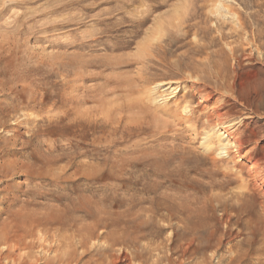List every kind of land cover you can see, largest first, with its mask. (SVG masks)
Returning <instances> with one entry per match:
<instances>
[{
  "label": "rangeland",
  "instance_id": "rangeland-1",
  "mask_svg": "<svg viewBox=\"0 0 264 264\" xmlns=\"http://www.w3.org/2000/svg\"><path fill=\"white\" fill-rule=\"evenodd\" d=\"M230 3L249 20V32L257 24L264 29V0L0 5V238L14 244L11 256L0 254V264H60L58 249L71 255L64 264H95L100 258L105 264H166L171 257L181 264H264V195L255 187L264 190V60L233 33L238 25ZM158 38L166 40L155 44ZM163 45L170 48L160 55L164 60L158 56L156 64L151 57L155 62L147 65L145 55L153 49L163 54ZM195 50L202 53L193 56ZM212 53V61L225 69L223 80L199 85L194 70L181 72L180 65L204 64ZM161 81L182 86L172 93L156 88ZM137 89L149 94L146 104ZM232 94L239 98L235 105ZM184 103L192 105V114H184ZM177 107L183 120L173 118ZM210 114L213 122L206 120ZM185 115L198 120L186 121ZM230 121L243 123L235 133L243 146L224 163L219 152L205 150L202 139L206 132H224ZM255 170L253 182L248 174ZM185 221L203 223L196 231L210 240L197 252L189 234L194 225ZM79 234L88 240L85 250ZM19 240L25 249L17 247ZM105 245L111 248L105 251Z\"/></svg>",
  "mask_w": 264,
  "mask_h": 264
},
{
  "label": "bare ground",
  "instance_id": "bare-ground-1",
  "mask_svg": "<svg viewBox=\"0 0 264 264\" xmlns=\"http://www.w3.org/2000/svg\"><path fill=\"white\" fill-rule=\"evenodd\" d=\"M1 2V6H5V4H6V2L8 1V0H0ZM128 1V0H127ZM225 1V0H224ZM190 2V1H189ZM192 2V1H191ZM214 3H215V1H214ZM226 3V2H225ZM191 4V3H190ZM213 4V3H212ZM204 6V5H203ZM204 7H206V5L204 6ZM203 7V8H204ZM208 8V7H207ZM210 8V7H209ZM13 9V8H12ZM184 9H186V8H184ZM227 9H228V11H231L232 10V12H233V15H234V17H237L235 20H236V24L238 25L235 29H234V31H233V33H235L237 36H240V38L239 39H241V37H245V41H246V43L248 44V45H251L252 47H254L255 49V52L258 54V55H261L262 57H263V60H264V29L259 25V24H257L258 25V27L256 28V29H254V31H251V32H249V27H251L250 25H249V20L247 19H245V17H243L241 14H239V13H237L236 12V9H234V7L231 5V3L228 5V7H227ZM146 10H147V8H146ZM149 10V9H148ZM200 10V9H199ZM203 11V10H202ZM150 12V11H149ZM196 12H198L197 10H196ZM193 13V12H192ZM9 14V13H8ZM149 14V13H148ZM259 14V13H258ZM191 15V14H190ZM189 15V16H190ZM194 15V14H193ZM205 15V14H204ZM250 16L251 15H254V14H249ZM257 14H255V16H256ZM196 16V15H195ZM247 16V15H246ZM260 16V15H259ZM179 17V16H178ZM178 17H177V20H178ZM31 18V17H30ZM179 18H181V17H179ZM187 18V17H186ZM190 18L191 17H189L188 19L190 20ZM194 18H196V17H194ZM226 18V17H225ZM14 19V18H13ZM133 19V18H132ZM141 19V18H140ZM182 19H184V18H182ZM182 19H181V21H182ZM193 19V18H192ZM11 20V19H10ZM159 20V19H158ZM224 20V19H223ZM222 20V21H223ZM230 20V19H229ZM232 20V19H231ZM234 20V19H233ZM255 20H257V19H255ZM6 22V21H5ZM160 22H161V20H160ZM180 22V21H179ZM224 22V21H223ZM233 21H231V23H232ZM259 22H261L260 20H259ZM4 23V22H3ZM24 23V22H23ZM167 23V22H166ZM205 23V22H204ZM211 23V22H210ZM9 24V23H8ZM188 24V23H187ZM191 24V23H190ZM254 24V23H253ZM223 25V24H222ZM161 26H163V25H161ZM171 25H168V27H170ZM193 26V25H192ZM225 26V25H224ZM230 26V25H229ZM167 27V28H168ZM173 27V26H172ZM184 27V26H183ZM195 27V26H194ZM235 27V26H234ZM28 28V27H27ZM180 28H181V26H180ZM185 28V27H184ZM184 28H181V29H184ZM190 28V27H189ZM207 28V27H206ZM91 29V28H90ZM142 29V28H141ZM160 29L161 28H159L158 30L160 31ZM162 29H164V28H162ZM170 29V28H169ZM173 29H175L174 27H173ZM203 29H205V28H203ZM215 29V28H214ZM31 30V29H30ZM43 30V29H42ZM93 30V29H92ZM186 30V29H185ZM60 31V30H59ZM155 31V30H154ZM165 31V30H164ZM163 31V32H164ZM167 31V30H166ZM48 32V31H47ZM161 32V31H160ZM160 32H158V34H160ZM209 32V31H208ZM45 33V32H44ZM154 35L156 34V33H153ZM168 34H171L172 35V33H168ZM223 34H225V33H223ZM163 34H160V36H162ZM165 35V34H164ZM163 35V36H164ZM167 35V34H166ZM193 35V34H192ZM197 35V34H196ZM204 35V34H203ZM230 35V34H229ZM26 36V35H25ZM147 36H149V34L147 35ZM157 36V35H156ZM159 36V37H160ZM162 36V37H163ZM168 36V35H167ZM202 36V35H201ZM235 36V35H234ZM237 36H235V37H237ZM155 37V36H154ZM158 37V36H157ZM161 37V38H162ZM172 37H174V36H172ZM195 37V36H194ZM212 37V36H211ZM225 37H226V35H225ZM229 37V36H228ZM227 37V38H228ZM231 37V36H230ZM151 39V38H150ZM159 39V41L158 42H156L155 40V44L157 43H160L163 39H165V38H163V39H161V41H160V38H158ZM173 39V38H172ZM226 39V38H225ZM239 39L238 40H235V41H239ZM5 40V39H4ZM71 40V39H70ZM166 40V39H165ZM174 41H175V38L173 39ZM212 40V39H211ZM149 41V40H148ZM153 41V39L152 40H150L149 41V43L148 42H146V43H148L149 45H152V43L154 42ZM173 41V42H174ZM231 41V40H230ZM245 41L243 42V40L241 41L243 44L245 43ZM150 42H152V43H150ZM163 42V41H162ZM161 42V43H162ZM165 42V41H164ZM172 42V43H173ZM177 42V41H176ZM212 42V41H211ZM240 42V41H239ZM160 43V44H161ZM169 43V42H168ZM233 43H235V42H233ZM167 44V43H166ZM188 44V43H187ZM186 44V45H187ZM190 44V43H189ZM196 44V43H195ZM197 44H198V41H197ZM232 44V43H231ZM236 44H237V42H236ZM146 45V44H145ZM154 45V44H153ZM162 45V44H161ZM160 45V46H161ZM191 45V44H190ZM199 45V44H198ZM204 44H202V46H203ZM210 45V44H209ZM229 45V44H228ZM156 46V45H155ZM159 46V47H160ZM164 46V45H163ZM172 45H170V47H171ZM193 46V45H192ZM8 47V46H7ZM141 47V46H140ZM146 47H148V45L146 46ZM154 47V46H153ZM158 46L156 47L157 49L159 48ZM165 47V46H164ZM169 47V46H168ZM195 47V46H194ZM210 47V46H209ZM233 47V46H232ZM236 47V46H235ZM246 47V46H245ZM192 48V47H191ZM190 48V49H191ZM197 48V47H196ZM195 48V49H196ZM228 48V47H227ZM239 48V47H238ZM247 48H248V46H247ZM139 49V48H138ZM149 49H151L152 50V48H149ZM160 49V48H159ZM166 47L164 48V49H162V52H163V54L161 53V49L160 50H157V52H155L154 51V49H153V51H150L151 53H149V50L147 51V49L146 48H144V51L146 50V52L147 53H149V54H147V55H145L146 54V52H142L141 54H143V55H145V57H146V64L147 65H150V63H152V62H155V61H152V60H155L156 58H159L158 56H160V55H166V54H164V51L166 52L167 50H170V48L169 49H166ZM189 48H188V50H190ZM193 49V48H192ZM191 49V50H192ZM164 50V51H163ZM190 50V51H191ZM237 49L236 48H234L233 47V49L231 50V52H232V54H234L235 53V51H236ZM211 51V50H210ZM222 51V50H221ZM242 51V50H241ZM169 52V51H168ZM214 52H215V50H214ZM252 52V51H251ZM41 53V52H40ZM139 53V52H138ZM167 53V52H166ZM193 53V56H196V55H199V54H201L202 53V50H195V51H193L192 52ZM243 53V52H242ZM44 54V53H43ZM140 54V53H139ZM168 54V53H167ZM178 54V53H177ZM207 54V53H206ZM239 54V53H238ZM238 54H237V56H238ZM246 54V53H245ZM148 56V57H147ZM206 56V55H205ZM144 57V58H145ZM153 59H152V58ZM167 57V56H166ZM190 57V56H189ZM202 57V56H201ZM207 57V56H206ZM213 57H214V55H213V53L212 54H209L208 55V57L206 58V61L204 62V64L203 63H200L199 61H197V62H194V61H190L189 63H186V64H182V65H180V69H181V72L182 71H185V70H189L190 68L192 69V70H194V71H192V72H194L195 74H197V76L195 77V79L193 80V81H197L198 82V84L200 85V84H205V83H211V81H215L214 83L216 84V82L218 83V80H220V76H221V73H222V71L223 70H225V69H223L222 70V67H220V65L219 64H217V63H215V62H213L212 61V59H213ZM231 57V56H230ZM260 57V56H259ZM142 58V57H141ZM164 58H165V56L163 57V56H160V59H163L164 60ZM168 58V57H167ZM166 58V59H167ZM187 58H188V55H187ZM197 58V57H196ZM143 59V58H142ZM152 59V60H151ZM231 59V58H230ZM235 59V61L237 60L236 58H234ZM52 60V59H51ZM84 60V59H83ZM144 60V59H143ZM142 60V61H143ZM162 60V61H163ZM168 60V59H167ZM203 60H205V58L203 59ZM233 60V59H232ZM250 60V59H249ZM171 61V60H170ZM181 61V60H180ZM234 61V60H233ZM160 61H158V63H159ZM172 62H174V61H172ZM171 62V63H172ZM176 62V61H175ZM182 63H183V61H181ZM187 62V61H186ZM236 62H238V61H236ZM251 62V61H250ZM135 63V62H134ZM178 63V62H177ZM43 64V63H42ZM50 64H52V63H50ZM155 64V63H154ZM156 64H157V59H156ZM165 64H167V63H165ZM170 64V63H169ZM200 64H203V65H200ZM237 64V63H236ZM243 64H245V63H243ZM251 64V63H250ZM47 65V64H46ZM53 65H54V62H53ZM147 65H145V67L147 66ZM162 65V64H161ZM174 65H176V63L174 64ZM179 65V64H178ZM178 65H176V66H178ZM233 65V64H232ZM240 65V64H239ZM44 66V65H43ZM50 66V65H49ZM176 66H175V68H176ZM202 66V69H200L199 67H201ZM142 67H144V66H142ZM169 67V66H168ZM148 68H150L151 69V67H148ZM170 68V67H169ZM238 68V67H237ZM147 68H145V70H146ZM233 69H235V68H233ZM60 70V69H59ZM171 70H173V69H171ZM143 72V71H142ZM142 72H141V74H142ZM150 72V71H149ZM149 72H147V73H149ZM174 72V71H173ZM232 72V71H231ZM84 73V72H83ZM139 73H140V71H139ZM145 73V72H144ZM144 73H143V75H144ZM185 72H183V74H184ZM187 73V72H186ZM232 75H233V72L231 73ZM175 75V74H174ZM190 75V77L191 78H193V75H191V73L189 74ZM167 76V75H166ZM184 76V75H183ZM142 77V76H141ZM140 77V78H141ZM145 76H143V78H144ZM151 77H152V75H151ZM172 77V76H171ZM185 77H186V75H185ZM114 78V77H113ZM139 78V79H140ZM149 78V77H148ZM169 78V77H168ZM174 78V77H173ZM223 78V77H222ZM221 78V79H222ZM126 79V78H125ZM145 79H146V77H145ZM150 79V78H149ZM149 79H148V83L149 82H151V81H149ZM181 79V78H180ZM185 79V78H184ZM187 79V78H186ZM189 79V78H188ZM123 80V79H122ZM141 80V79H140ZM143 80V79H142ZM141 80V81H142ZM152 80V79H151ZM223 80V79H222ZM127 81L128 80H126V83H127ZM166 81H168V80H166ZM171 81V80H170ZM174 81V80H173ZM107 82H109V81H107ZM128 82H130V81H128ZM138 82H140L139 80H138ZM146 82V81H145ZM178 83H179V81H177ZM177 82L175 81V82H159V83H157V86H156V88L158 87H162V89H163V87L165 86V88L167 87L168 89H171V92L172 93H177V92H179V90H178V88H179V86L181 85H177V87H175L174 88V86L177 84ZM183 82V81H182ZM196 82V83H197ZM110 83V82H109ZM136 83H137V81H136ZM152 83V82H151ZM112 84V83H111ZM131 84V83H130ZM145 84H147V83H145ZM145 84L143 85L145 88H146V86H145ZM155 84V83H154ZM183 84V83H182ZM68 85V84H67ZM106 85V84H105ZM152 85H153V83H152ZM156 85V84H155ZM172 85H174L173 87H172ZM194 85V84H193ZM197 85V84H196ZM195 85V86H196ZM202 85V86H203ZM223 85V84H222ZM147 86H149V84H147ZM151 86V85H150ZM169 86V87H168ZM182 86V85H181ZM180 86V87H181ZM33 87V86H32ZM187 87V86H186ZM199 87V86H198ZM219 87V86H218ZM76 88V87H75ZM152 88V87H151ZM150 88V89H151ZM155 88V89H156ZM157 88V89H158ZM183 88V87H182ZM202 88H205V87H202ZM220 88H221V86H220ZM139 89H141V88H139ZM139 89H137L138 91L136 92L137 94H138V92H139ZM162 89H160V90H158V91H160L161 92V90ZM219 89V88H218ZM81 90V89H80ZM79 90V91H80ZM148 90H149V88H148ZM164 90V89H163ZM190 90V89H189ZM188 90V91H189ZM224 90V89H223ZM84 91V90H83ZM142 91H144L143 89H142ZM199 91V90H198ZM214 91V90H213ZM162 92H164V91H162ZM190 92V91H189ZM119 93V92H118ZM140 93H142V92H140ZM139 93V94H140ZM155 93V92H154ZM167 93H169V92H167ZM171 93V94H172ZM181 93V92H180ZM188 93V92H187ZM192 93V92H191ZM139 94H138V96H139ZM160 94V93H159ZM161 94H163V93H161ZM160 94V95H161ZM186 94V93H185ZM134 95V94H133ZM141 96H143V100L145 101V104H146V98H147V96L149 95H143V94H140ZM173 95V94H172ZM184 95V94H183ZM188 95V94H187ZM209 95V94H208ZM233 95V94H232ZM85 96V95H84ZM90 96V95H89ZM106 96V95H105ZM144 96H146V97H144ZM170 96V95H169ZM185 96V95H184ZM190 96H192V95H190ZM234 96V95H233ZM80 97V96H79ZM111 97V96H110ZM155 97V96H154ZM187 97V96H186ZM75 98H76V96H75ZM106 98V97H105ZM115 98V97H114ZM121 98V97H120ZM140 98H142V97H140ZM151 98V97H150ZM150 98H148L147 100H149ZM189 98V97H188ZM152 100H153V98H151ZM155 99H156V97H155ZM234 103H232V105H235V103H238V100H239V98L237 97V96H234ZM70 100V99H69ZM115 100H117V98L115 99ZM120 100V99H119ZM74 101H76V100H74ZM141 101H142V99H141ZM154 101V100H153ZM152 101V102H153ZM185 101V100H184ZM186 101H187V99H186ZM185 101V102H186ZM190 101V100H189ZM83 102V101H82ZM108 101H106V103H107ZM118 102V101H117ZM116 102V103H117ZM120 102V101H119ZM136 102H137V100H136ZM140 102V101H139ZM150 102V101H149ZM133 103V102H132ZM151 103V102H150ZM156 103V102H155ZM189 103V102H188ZM208 103V102H207ZM63 104H64V102H63ZM123 104V103H122ZM121 104V105H122ZM143 104H144V102H143ZM148 104V103H147ZM181 104V103H180ZM179 104V106L181 107L182 105H183V103H182V105H180ZM187 104V103H186ZM185 103H184V107H183V109H182V111L184 112V114H186V115H189L191 112L189 111V110H191L190 109V107L192 106H187ZM191 104V103H190ZM240 104V103H239ZM103 105V104H102ZM130 105V104H129ZM140 105V104H139ZM152 105H154V103L152 104ZM151 105V106H152ZM175 105H176V103H175ZM113 106V105H112ZM145 106V105H144ZM148 106H150V105H148ZM150 106V108H153V107H151ZM227 106V105H226ZM225 106V107H226ZM125 107V106H124ZM140 107H141V105H140ZM167 107V106H166ZM180 107H177V109L175 110L176 111V113H175V111L173 112V114H174V116L175 117H173V118H175L176 119V117L179 115V114H177L178 113V110H179V112H180V114L182 113V111H180ZM107 108V107H106ZM132 108V107H131ZM175 108V107H174ZM179 108V109H178ZM223 108V107H222ZM254 108V107H253ZM76 109V108H75ZM95 109V108H94ZM102 109V108H101ZM129 109V108H128ZM139 109V108H138ZM214 109V108H213ZM251 110V109H250ZM67 111V110H66ZM105 111V110H104ZM133 111V110H132ZM149 111V110H148ZM153 111H154V108H153ZM192 111V110H191ZM219 111V110H218ZM157 112V111H156ZM155 112V113H156ZM162 112V111H161ZM167 112V111H166ZM165 112V113H166ZM71 113V112H70ZM99 113H100V110H99ZM103 113V112H102ZM148 113V112H147ZM170 113V112H169ZM168 113V114H169ZM46 114V113H45ZM48 114V113H47ZM55 114V113H54ZM60 114V113H59ZM143 114V113H142ZM192 114V113H191ZM229 114V113H228ZM28 115V114H27ZM53 115V114H52ZM64 115V114H63ZM81 115V114H80ZM94 115V114H93ZM156 115V114H155ZM154 115V116H155ZM161 115H163V114H161ZM170 115V114H169ZM185 115V116H186ZM212 114H210V116H208V117H206L207 119L206 120H208V122L211 120V119H213V115L211 116ZM220 115H221V113H220ZM29 116V115H28ZM38 116V115H37ZM181 116L182 115H180V116H178V118L180 117L181 118ZM185 116H184V119L186 120V121H190V120H194L195 118H190V117H188L187 118V116H186V118H185ZM194 116V115H193ZM218 116V115H217ZM33 117V116H32ZM41 117V116H40ZM86 117H88V116H86ZM145 117V116H144ZM199 117V116H198ZM212 117V118H211ZM55 118V117H54ZM84 118V117H83ZM82 118V119H83ZM91 118V117H90ZM103 118H105V117H103ZM107 118V117H106ZM121 118V117H120ZM125 118V117H124ZM201 118V117H200ZM199 118V119H200ZM132 119V118H131ZM157 119V118H156ZM161 119V118H160ZM182 120H183V117L181 118ZM216 119V118H215ZM33 120V119H32ZM59 120V119H58ZM196 120V119H195ZM197 120H198V118H197ZM196 120V121H197ZM201 120V119H200ZM219 120V119H218ZM16 121V120H15ZM21 121V120H20ZM49 121V120H48ZM57 121V120H56ZM110 121V120H109ZM132 121H134V120H132ZM137 121V120H136ZM177 121V120H176ZM178 121H180L179 123H177V124H181L183 121H181L180 119L178 120ZM212 122H213V120H211ZM74 122V121H73ZM107 122V121H106ZM105 122V123H106ZM155 122V121H154ZM193 122V121H192ZM195 122V121H194ZM205 122H207V121H205ZM212 122H210V123H212ZM157 123V122H156ZM209 123V124H210ZM222 123V122H221ZM228 123V122H227ZM183 124V123H182ZM189 124V123H188ZM214 124V123H213ZM216 124V123H215ZM241 124H243L241 121H230L228 124H224V129H226V130H224V132H222V130H217L216 132H213V134H209V132H206L205 134H204V138L202 139V141H203V143H202V146L205 148V150H207V152L209 153V154H215V152H219V153H217V154H221V156L223 157L222 158V160H221V162H224V161H226V159H229V158H231V160L232 159H234V158H232V157H234V156H232L231 155V151H233V149H236V150H238L237 148H239V149H241L240 147H242L243 146V141H242V139L241 138H239V137H236L235 136V133H237V131H238V133L240 132V128H238V127H236V126H238V125H241ZM116 125V124H115ZM207 125V124H206ZM211 125V124H210ZM154 126V125H153ZM193 126V125H192ZM191 126V127H192ZM127 127V126H126ZM194 127H196L195 125H194ZM212 127V126H211ZM31 128V127H30ZM127 128H129V127H127ZM198 127H196V128H192L193 129V132H194V129H197ZM210 128V127H209ZM124 129V128H123ZM208 129V128H207ZM210 129H212V130H214L215 129V125H214V128H210ZM234 129V130H233ZM34 131V130H33ZM107 131V130H106ZM197 132H198V130H196ZM10 132V131H9ZM196 132V133H197ZM33 133V132H32ZM84 133V132H83ZM110 133V132H109ZM227 133V135H225ZM162 134V133H161ZM197 134H199V132L197 133ZM196 134V135H197ZM215 134H216V136H215ZM120 135V134H119ZM129 135V134H128ZM1 136V135H0ZM99 136V135H98ZM171 136V135H170ZM195 136V135H194ZM42 137V136H41ZM97 137V136H96ZM175 137V136H174ZM70 138V137H69ZM177 138V137H176ZM97 139V138H96ZM100 139V138H99ZM108 139V138H107ZM78 140V139H77ZM81 140V139H80ZM144 140V139H143ZM142 140V141H143ZM68 141V140H67ZM70 141H72V140H70ZM49 142V141H48ZM75 142V141H74ZM93 142V141H92ZM164 142V141H163ZM154 143V142H153ZM152 143V144H153ZM257 143V142H256ZM52 144V143H51ZM57 144V143H56ZM102 145V144H101ZM100 145V146H101ZM124 145H126V144H124ZM105 146V145H104ZM108 146V145H107ZM121 146V145H120ZM131 147V146H130ZM116 148V147H115ZM3 149V148H2ZM196 149V148H195ZM254 149V148H253ZM31 150H32V148H31ZM126 150V149H125ZM22 151V150H21ZM123 151V150H122ZM243 152V151H242ZM120 153V152H119ZM246 153V152H245ZM113 154V153H112ZM116 154V153H115ZM223 155H225V156H223ZM241 155V154H240ZM220 157V156H219ZM242 157H244V155L242 156ZM213 160H215L214 159V157H211ZM87 160V159H86ZM12 161V160H11ZM69 161V160H68ZM182 161V160H181ZM213 162V161H212ZM7 163V162H6ZM27 163V162H26ZM225 163V162H224ZM11 164V163H10ZM29 164V163H28ZM80 164V163H79ZM30 165V164H29ZM215 166V165H214ZM51 168V167H50ZM62 168V167H61ZM236 168V167H235ZM252 169V168H251ZM44 170V169H43ZM241 170V169H240ZM248 170V169H247ZM250 170V169H249ZM126 171V170H125ZM222 171V170H221ZM241 171H243V170H241ZM237 172V171H236ZM250 172V171H249ZM240 173V172H239ZM225 174V173H224ZM243 174V173H242ZM223 175V174H222ZM146 176V175H145ZM248 176H249V178H251V180L253 181V182H255L256 181V178L258 177V171L257 170H255L254 172H250L249 174H248ZM181 177V176H180ZM242 177H244V176H242ZM241 177V178H242ZM261 177V176H260ZM194 178V177H193ZM227 178V177H226ZM240 178V179H241ZM262 178V177H261ZM262 181H261V184H263L264 183V179H261ZM88 185V184H87ZM188 186V185H187ZM247 187H248V184L246 185ZM254 186H255V183H254ZM257 189H256V191L258 190V192H260L261 194H263L264 195V190L260 187V185H258V187H257V185L255 186ZM253 188V187H252ZM182 189V188H181ZM230 189H232V188H230ZM237 189H238V187H237ZM246 189V188H245ZM255 189V188H254ZM252 193V192H251ZM243 194V193H242ZM245 194V193H244ZM259 194V193H258ZM240 195V194H239ZM246 195V194H245ZM249 195V194H248ZM150 198V197H149ZM240 202V201H239ZM191 212V211H190ZM192 213V212H191ZM256 215V214H255ZM190 219V218H189ZM195 219V218H194ZM193 220V219H192ZM198 220V219H197ZM189 221V220H188ZM188 221H185V226H187V227H189L192 223H190V222H188ZM219 222V221H218ZM198 223V222H197ZM192 224V225H194V226H192L191 228H189V230H191V233H189V234H192L191 235V241H192V243H191V245L193 246V248L192 249H194V251H198L199 250V244L201 243V242H205V243H209L208 241H210V240H208L207 242H206V239L207 238H205V235L204 236H201V235H198V232L196 231V229H198L199 227H204V225H203V223H200V224ZM179 224V223H178ZM182 224V223H181ZM183 224V225H184ZM209 225V224H208ZM98 226V224L97 225H95L94 227H97ZM212 230V229H211ZM168 231V230H167ZM208 231V230H207ZM208 233V232H207ZM86 235L87 234H89V237L90 238H92V237H94L95 236V234L94 233H92V232H87V233H85ZM174 234V233H173ZM211 234H213V233H211ZM171 235V234H170ZM27 236H25L24 238H26ZM48 237V236H47ZM78 237H79V244H80V247L82 248V249H87V245H88V240H87V238H84V236L83 235H78ZM59 238H61V240H60V244H62V245H66V241L68 240V239H66L65 238V236H63V235H60L59 236ZM193 238V239H192ZM70 239V238H69ZM42 240V239H41ZM55 240V239H54ZM13 241H11V240H8V239H3V240H1V238H0V246L2 245V244H4V245H6L7 246V248H8V252H4V253H2V251H0V254L2 255V256H5V257H9V256H11V253H12V251H11V249H12V247L14 246V244L12 245L11 243H12ZM18 243L19 244H17L18 246V248L19 249H25L26 248V244H24L23 242V244L21 243V240H19L18 241ZM41 243V242H40ZM46 243V242H45ZM50 243V242H49ZM211 244V243H210ZM210 244L208 245L209 247H210ZM183 245V244H182ZM189 245H190V243H189ZM25 246V247H24ZM116 246V245H115ZM112 247H113V243H112ZM118 247V246H117ZM191 247V246H190ZM228 247V246H227ZM0 248H2V247H0ZM111 248V245H108V246H106L105 245V251H108L109 249ZM184 248V247H183ZM182 248V249H183ZM187 248H188V246L186 247V250H187ZM169 249H171V248H169ZM189 249V248H188ZM218 249V248H217ZM230 249V248H229ZM123 251V250H122ZM184 251V250H183ZM43 252V251H42ZM45 252V251H44ZM66 252V251H65ZM65 252H63L61 249H58V250H55L54 251V253H56V255H57V259H58V263H60V264H64V263H71V259H70V257L69 256H71L70 254H67V253H65ZM192 252V251H191ZM182 253V252H181ZM186 253V252H185ZM189 253V252H188ZM213 253V252H212ZM168 254V253H167ZM187 254V253H186ZM45 255V254H44ZM114 255V254H113ZM112 255V256H113ZM179 255V254H178ZM1 256V257H2ZM157 256V255H156ZM171 256V255H170ZM169 257V256H168ZM182 257H184V252H183V256ZM181 257V258H182ZM119 258V257H118ZM123 258V257H122ZM185 258V257H184ZM198 258V257H197ZM125 259H126V257H125ZM172 259V257L170 258V259H166V261H167V263L166 264H181V262L180 263H178V262H174L173 260H171ZM174 259H175V257H174ZM183 259V258H182ZM187 259V258H186ZM200 259V258H199ZM1 260V259H0ZM80 260V259H79ZM193 260V259H192ZM129 261V260H128ZM156 261V260H155ZM181 261V260H180ZM194 261V260H193ZM192 261V262H193ZM9 262V261H8ZM11 262V261H10ZM123 262V261H122ZM190 262V261H189ZM182 263H184V262H182ZM211 263V262H210ZM227 263V262H226ZM11 264V263H10ZM95 264H105V261L103 260V258H100V259H98V260H96L95 261ZM185 264V263H184ZM190 264H199V263H190Z\"/></svg>",
  "mask_w": 264,
  "mask_h": 264
}]
</instances>
